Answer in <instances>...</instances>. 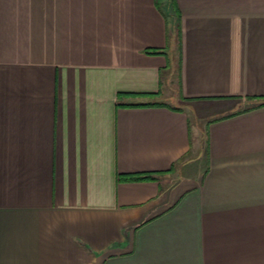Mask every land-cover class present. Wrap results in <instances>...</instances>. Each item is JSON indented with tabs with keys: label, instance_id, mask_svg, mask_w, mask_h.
I'll list each match as a JSON object with an SVG mask.
<instances>
[{
	"label": "crops",
	"instance_id": "obj_1",
	"mask_svg": "<svg viewBox=\"0 0 264 264\" xmlns=\"http://www.w3.org/2000/svg\"><path fill=\"white\" fill-rule=\"evenodd\" d=\"M0 264H264V0H0Z\"/></svg>",
	"mask_w": 264,
	"mask_h": 264
},
{
	"label": "rangeland",
	"instance_id": "obj_2",
	"mask_svg": "<svg viewBox=\"0 0 264 264\" xmlns=\"http://www.w3.org/2000/svg\"><path fill=\"white\" fill-rule=\"evenodd\" d=\"M173 86L171 85L170 86V91H169V95H171V96H174V92H173ZM177 104H179V103H177ZM251 103H243V109L245 108V107H248V105H250ZM193 117V119L194 120H196L197 118H196V115L194 114V116H192Z\"/></svg>",
	"mask_w": 264,
	"mask_h": 264
},
{
	"label": "trees",
	"instance_id": "obj_3",
	"mask_svg": "<svg viewBox=\"0 0 264 264\" xmlns=\"http://www.w3.org/2000/svg\"><path fill=\"white\" fill-rule=\"evenodd\" d=\"M149 54H153V55H158V54H161L160 51H156V50H152V51H148ZM151 105V104H149ZM136 180H140V179H148V176H144V177H136L134 178Z\"/></svg>",
	"mask_w": 264,
	"mask_h": 264
}]
</instances>
